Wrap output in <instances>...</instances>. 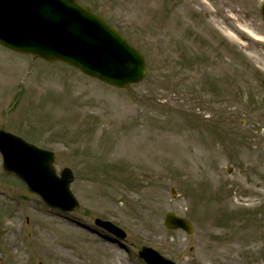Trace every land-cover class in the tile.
<instances>
[{"label":"rangeland","instance_id":"1","mask_svg":"<svg viewBox=\"0 0 264 264\" xmlns=\"http://www.w3.org/2000/svg\"><path fill=\"white\" fill-rule=\"evenodd\" d=\"M79 1L147 74L119 89L0 46V127L54 151L81 206L50 209L0 156V264H145L142 246L178 264H264L263 0ZM168 212L194 233L167 229ZM97 217L126 239L94 232Z\"/></svg>","mask_w":264,"mask_h":264},{"label":"water","instance_id":"2","mask_svg":"<svg viewBox=\"0 0 264 264\" xmlns=\"http://www.w3.org/2000/svg\"><path fill=\"white\" fill-rule=\"evenodd\" d=\"M0 42L49 61H64L117 87H127L146 74L142 54L76 0L0 1ZM84 44L94 49L86 50L82 48ZM0 151L5 169L23 177L50 205L66 211L78 209L79 204L69 189L72 173L66 169L63 177L58 178L52 166L53 153L1 130ZM96 223L125 237V233L109 222L98 219ZM165 223L169 228L192 231L187 220L174 214H168ZM140 255L150 264H172L148 248Z\"/></svg>","mask_w":264,"mask_h":264},{"label":"flooded vegetation","instance_id":"3","mask_svg":"<svg viewBox=\"0 0 264 264\" xmlns=\"http://www.w3.org/2000/svg\"><path fill=\"white\" fill-rule=\"evenodd\" d=\"M263 3H264V0H263ZM219 16V15H218ZM189 17V19H190V22H191V20H193L194 21V17L192 16V15H190V16H188ZM220 17V16H219ZM212 18H213V16H212ZM190 28H193V29H195L196 30V28H198L197 27V25L196 24H194V26H192L191 24H190Z\"/></svg>","mask_w":264,"mask_h":264}]
</instances>
